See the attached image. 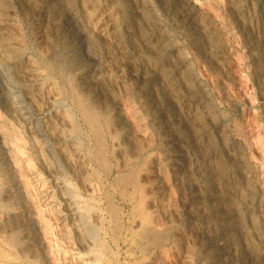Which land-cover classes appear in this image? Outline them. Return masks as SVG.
I'll return each mask as SVG.
<instances>
[{
	"label": "rangeland",
	"instance_id": "1",
	"mask_svg": "<svg viewBox=\"0 0 264 264\" xmlns=\"http://www.w3.org/2000/svg\"><path fill=\"white\" fill-rule=\"evenodd\" d=\"M16 1L0 0V95L4 98L9 95V103H16L21 110L12 114L15 120L11 121L0 107V145L6 147L5 140L21 149L22 165L29 167L26 170L32 174L31 181L35 185L28 190L33 193H27L32 197L36 191L33 197L36 203L29 200L26 190L18 185L23 208L10 213L17 216L22 212L23 216L27 214L28 219L34 220L39 241L37 238L35 243L37 253L32 244L27 245V242L26 248L21 249L10 236L0 233V264H205L204 253L208 249L199 245V236L206 227L199 222L206 210L197 212L191 203L198 197L205 200L210 193H229L230 213L236 218L242 217V208L251 202L255 225L262 231L259 226L264 221V0H182L195 15L196 31L202 30L201 34L193 32L184 18L179 17L180 7L172 8L170 0H141L154 8L153 16H146L143 22L132 18L133 31L131 27H124L125 0H75L77 9L82 11L81 20L86 21L83 25L92 36L86 49L91 55L84 51L77 62L68 57L70 73L60 71L48 58L51 40L47 39V30L43 31L42 24L48 19L47 0ZM40 8L46 12H42L43 16ZM237 8L239 15H236ZM151 31L166 37L167 54H153L157 55L154 61L159 73H165L168 64L175 61L186 64L197 81L195 87L204 93L212 112L208 119L204 118L198 108L194 111V108L184 107V90H166L167 97L161 102L175 107L177 116L186 126V140L193 143L192 151L188 144H184L186 148L183 146L191 165L186 163L181 171L164 151L166 131H159L161 122L169 117L157 116L159 105L148 113L137 82L129 77V71L133 73L135 65L141 61L137 57L128 59L127 64H134L128 69L126 61L122 60V54L137 46L139 38ZM112 35L123 41V48L118 46L117 53L111 45ZM169 48L173 50L170 55ZM93 59L100 67L92 77L103 74L94 86L107 88L98 106L97 102L94 105L92 99L91 102L87 99L96 88L93 86L89 93H82L75 83L77 70L88 67ZM73 61L75 63L70 64ZM113 107L115 112L111 111ZM113 117L118 118L117 124L113 123ZM90 119L95 120L94 124ZM7 147L6 151L10 146ZM198 165L207 166L208 174L199 175ZM14 170L12 174L17 171ZM191 183L201 187L193 191ZM40 209L50 214H42ZM211 226H207L211 231L205 230L206 237L216 233L217 227ZM241 228H244L245 245L258 255L260 250L254 244L255 238L247 232L248 225L241 222ZM46 229L51 230L45 233ZM21 233L23 239L28 236ZM45 234L50 235L46 238ZM47 239L53 245L50 246Z\"/></svg>",
	"mask_w": 264,
	"mask_h": 264
},
{
	"label": "bare ground",
	"instance_id": "2",
	"mask_svg": "<svg viewBox=\"0 0 264 264\" xmlns=\"http://www.w3.org/2000/svg\"><path fill=\"white\" fill-rule=\"evenodd\" d=\"M2 1V0H1ZM13 1V0H12ZM19 1V0H18ZM18 1H16V3H19ZM21 1V0H20ZM28 1V0H27ZM44 1V0H43ZM126 4H125V9H124V15H125V19H124V23L127 29H130V27L132 26V20L134 18H138L140 20H142V22L145 20V18H147L146 16H153V9L152 7L146 6L147 4H143L141 0H125ZM158 1V0H157ZM4 2V1H3ZM40 2V1H39ZM45 2V1H44ZM78 2V1H77ZM166 2V0H165ZM14 3V2H13ZM28 3V2H27ZM31 3V2H30ZM48 5L50 6L48 9V19L46 22L43 21V25H44V32L45 28L47 30V39L51 40V52H50V56L48 58H50L49 60L52 61V63L59 67L63 72H69V69L71 68L68 64V57H72V60H79L80 58H82V53L84 51H86V49L88 48L89 42L88 40H92L89 39V34L85 29L84 25H83V21H85L83 19V21L80 18V11L77 9V4H75V0H47ZM159 3V2H158ZM167 3H169L167 1ZM238 3V2H237ZM12 4V3H11ZM25 4V3H24ZM22 3V5H24ZM35 4V3H34ZM37 4V3H36ZM123 4V2L121 3ZM164 4V3H163ZM9 5V4H8ZM21 5V6H22ZM39 5V4H38ZM36 5V6H38ZM42 5V4H41ZM124 5V4H123ZM153 5V4H152ZM161 5V4H160ZM170 5L172 6V8L174 7H180V12H179V17L184 18V20L186 21L187 25L191 28V30L196 31L197 29V25H195L194 21V14L192 12V10L182 1V0H170ZM163 6V5H162ZM43 7V6H42ZM45 7V4H44ZM81 7V6H80ZM122 7V6H121ZM156 7V6H155ZM166 7V6H165ZM168 7V5H167ZM23 8V7H22ZM21 8V9H22ZM30 8V7H29ZM160 8V6H159ZM158 8V9H159ZM171 8V7H170ZM242 8V7H239ZM237 8L236 9V15L240 14V9ZM7 9V8H6ZM19 9V8H18ZM40 14H42V12L44 11L43 8H40L39 10ZM158 9L156 12H158ZM164 9V8H162ZM9 10V9H8ZM29 10V9H28ZM32 10V9H31ZM38 11V9H36ZM47 10V9H46ZM166 10V8H165ZM164 10V11H165ZM11 12V10H9ZM122 11V10H121ZM176 11V9H175ZM235 11V10H234ZM23 12V10H22ZM45 12V11H44ZM244 12V10H243ZM1 13V12H0ZM8 13V11H7ZM5 13V14H7ZM25 13V12H24ZM46 13V12H45ZM123 13V12H122ZM175 13V12H174ZM196 13V12H194ZM33 14V13H32ZM37 14V13H36ZM84 15V13H82ZM156 14V13H155ZM158 14V13H157ZM167 15V14H166ZM169 15V14H168ZM172 15H174L172 13ZM43 16V14H42ZM175 16V15H174ZM4 17V16H3ZM6 17V16H5ZM35 17V16H33ZM37 17V16H36ZM82 17V16H81ZM165 17V16H164ZM44 18V17H43ZM133 18V19H132ZM149 18V17H148ZM168 18V16H167ZM197 18V17H195ZM240 18V17H239ZM3 19V18H2ZM179 19V18H178ZM177 19V20H178ZM6 20V18L4 19ZM149 20V19H148ZM152 20V19H151ZM197 20V19H196ZM3 21V20H2ZM41 21V20H40ZM170 21V20H169ZM184 21V22H185ZM86 22V21H85ZM182 21H180L181 23ZM33 23V22H32ZM31 23V24H32ZM40 23V22H39ZM136 23V22H135ZM141 23V22H140ZM1 24V21H0ZM34 24V23H33ZM38 24V23H37ZM173 24V23H172ZM199 24V23H198ZM6 24H4L3 26H5ZM107 25V24H106ZM183 25V24H182ZM200 25V24H199ZM2 26V24H1ZM161 26V25H160ZM166 26V25H165ZM185 26V25H184ZM133 27V26H132ZM131 27V28H132ZM158 27V26H157ZM167 27V26H166ZM201 27V26H200ZM36 28V26H35ZM34 28V29H35ZM89 28V27H88ZM142 28V27H141ZM12 29V28H11ZM165 29V28H164ZM180 29V28H179ZM200 29V28H199ZM198 29V30H199ZM15 30V29H14ZM37 30V28H36ZM153 30V29H152ZM161 30V29H160ZM159 30V31H160ZM201 30V29H200ZM39 31V30H38ZM126 31V30H124ZM130 31V30H129ZM133 31V28H132ZM135 31V29H134ZM142 31V30H141ZM144 31V30H143ZM162 31V30H161ZM190 31V30H189ZM2 32V31H0ZM36 32V31H35ZM168 32V31H167ZM166 32V34H167ZM187 32V31H186ZM186 32L184 34H186ZM192 32V31H191ZM199 32L201 34V31H196ZM204 32V31H203ZM207 32V31H206ZM37 33V32H36ZM119 33V32H118ZM123 33V32H122ZM136 32H134L135 34ZM164 33V32H163ZM169 33V32H168ZM3 34V33H1ZM5 34V33H4ZM43 34V33H42ZM115 34V32H114ZM133 34V35H134ZM165 34V33H164ZM170 34V33H169ZM193 34V33H190ZM197 34V33H195ZM194 34V35H195ZM17 35V34H16ZM37 35V34H36ZM46 36V34H44ZM120 35V34H119ZM131 35V34H130ZM139 35V34H138ZM193 35V36H194ZM205 35V34H204ZM207 35V34H206ZM4 36V35H3ZM110 36V35H109ZM136 36V35H135ZM134 36V37H135ZM169 36V35H168ZM192 36V37H193ZM11 37V36H10ZM37 37V36H36ZM35 37V38H36ZM40 37V36H38ZM92 37V36H91ZM90 37V38H91ZM113 39L111 38V45L113 46V50L114 53L116 52V50L118 49V46H121L123 41L121 38L116 36H113ZM131 37V36H129ZM184 37V35H183ZM191 37V36H190ZM9 38V37H8ZM55 38V39H54ZM126 38V35H125ZM139 38V37H138ZM169 38V37H168ZM206 38V37H205ZM2 39V37H1ZM44 39V38H43ZM140 40L138 41L139 44L137 46H134L132 48H129L125 53H123L122 51V55H123V62H125L126 66L128 69H131L130 67L133 65L131 64H127V62L129 61L128 59L135 58L137 57L141 62H139V65H135L134 68H136L135 70H133V73H131L129 70V77L131 78V80L137 82V87H138V91L143 95V107L145 110L149 111L148 113H150V110L152 108L157 107V105H159L158 109H156L157 111V116L161 117L164 115H167L169 118L166 119L165 121L161 122L160 124V130L161 132H165V140H166V151L167 154H169L168 156L171 157V159L174 161V165L175 168L178 169V171H181V169H183V167L185 166L186 163L190 164L187 160V156L185 154V151L183 150L184 144H188L187 146L191 149L193 147V143H188V140H186V136H185V124L180 120V118L177 116V110L175 109V107L173 105H168L167 103H163L161 101H164V99L167 97L166 96V90L170 89L174 90L177 88H181V90H184V95L183 97V104L185 105L184 107L187 108H198L199 110H201L200 112L203 114L204 118L208 116L210 117V115L212 114L211 110H210V104L208 106L207 104V98L205 97L204 93L201 92V90H197V88L195 87V79L194 76L191 74L190 70L187 69V67L182 64V63H177L176 61L171 65L168 64L167 66V70L162 71L165 72L163 74L159 73V68L156 67L155 65V61L154 58L157 57V55H153V54H159L161 52L167 54V49L165 48V40L166 37L162 34H160L158 31H151L150 33H144L140 38ZM171 39V38H170ZM187 39V38H186ZM192 39V38H191ZM194 39V38H193ZM192 39V40H193ZM203 39V37H202ZM3 40V39H2ZM126 40V39H125ZM136 40V39H135ZM168 40V39H167ZM188 40V39H187ZM191 40V41H192ZM196 40V39H195ZM207 40V39H206ZM98 41V40H97ZM134 41V40H132ZM11 42V41H10ZM135 42V41H134ZM6 43V42H5ZM60 43V45H59ZM97 43V42H96ZM136 43V42H135ZM200 43V42H199ZM202 43V42H201ZM204 43V42H203ZM4 44V42H3ZM47 44V43H46ZM195 45L198 46V41L194 42ZM205 44V43H204ZM167 45V44H166ZM206 45V44H205ZM209 45V44H208ZM12 45H10L9 47L11 48ZM132 46V45H131ZM172 46V44H171ZM190 46V44H189ZM196 46V47H197ZM207 46V45H206ZM204 46V47H206ZM6 47V46H5ZM170 47V46H169ZM208 47V46H207ZM8 48V47H7ZM50 48V47H49ZM121 48H123L121 46ZM126 48V47H125ZM171 48V47H170ZM169 48V49H170ZM174 48V47H173ZM192 48V47H191ZM3 49V48H2ZM5 49V48H4ZM107 49V47H106ZM109 49V48H108ZM127 49V48H126ZM178 49V48H177ZM207 49V48H206ZM211 49V48H210ZM13 50V49H12ZM90 50V49H89ZM125 50V49H124ZM218 50V49H217ZM216 50V52H217ZM88 51V50H87ZM86 51V54H87ZM110 51V50H109ZM112 51V48H111ZM120 51V50H119ZM179 52V49L177 50ZM196 51V50H195ZM214 51V50H213ZM8 52V51H7ZM13 52V51H12ZM21 52V51H20ZM19 52V53H20ZM89 52V51H88ZM105 52V51H104ZM118 52V51H117ZM116 52V53H117ZM203 52V51H202ZM3 53V52H2ZM6 53V52H5ZM3 53L4 55H7ZM14 53V52H13ZM18 53V54H19ZM23 53V52H22ZM90 53V52H89ZM106 53V52H105ZM171 53H173V50L170 49V52H168V55H170ZM215 53V51H214ZM107 54V53H106ZM112 54V53H111ZM201 54V52L199 53ZM2 55V54H1ZM12 55V54H11ZM85 55V54H84ZM83 55V56H84ZM91 55V53L89 54ZM88 55V56H89ZM102 55V54H101ZM121 55V56H122ZM177 55V54H176ZM216 55V54H215ZM20 56H24V55H20ZM36 56V55H35ZM93 56V55H92ZM90 56V58L92 57ZM109 56V55H108ZM112 56V55H111ZM115 56V55H114ZM118 56V55H116ZM120 56V57H121ZM9 57V56H8ZM87 57V56H86ZM99 57V56H98ZM165 57V56H164ZM202 57V56H201ZM21 58V57H20ZM102 58V56H101ZM170 57H168L169 60ZM173 58V57H172ZM18 59V58H17ZM29 59V58H28ZM71 60V58H69ZM84 59V58H83ZM82 59V60H83ZM95 59V58H94ZM92 60L89 65H87L88 67L82 68V69H78V75H77V79L75 81V83L77 84V87L82 93L83 92H88V90L90 88H92L94 86V84L98 81H101L102 79V75L98 76L97 78L92 77L93 74H95L97 67H98V63L96 60ZM175 59V58H174ZM10 60V59H9ZM81 60V61H82ZM86 60V59H85ZM138 60V61H139ZM176 60V59H175ZM3 61V60H2ZM99 61V60H98ZM137 61V64H138ZM157 61V60H156ZM49 62V61H48ZM85 62V61H84ZM87 62V60H86ZM75 62H71L70 64H74ZM172 63V62H171ZM81 64V63H80ZM85 64V63H83ZM82 64V65H83ZM158 64V63H157ZM124 65V64H123ZM78 66L80 67V65L78 64ZM188 66V65H187ZM6 67V66H5ZM14 67V66H13ZM70 67V68H69ZM77 67V66H76ZM100 67V66H99ZM98 67V68H99ZM2 68V67H0ZM4 68V66H3ZM75 68V67H74ZM78 68V67H77ZM126 68V70H127ZM161 68V67H160ZM24 69V68H23ZM40 69V68H39ZM165 69V68H164ZM163 69V70H164ZM4 70V69H3ZM8 70V69H7ZM48 71V70H47ZM100 71V70H99ZM4 72V71H3ZM6 72V71H5ZM161 72V73H162ZM47 73V72H46ZM70 73V72H69ZM76 73V71H75ZM193 73V72H192ZM40 74V73H39ZM100 74V73H99ZM50 76V75H49ZM52 76V75H51ZM72 76V74L70 75ZM10 77V76H8ZM73 77V76H72ZM12 78V77H11ZM49 78V77H48ZM47 78V79H48ZM1 82V81H0ZM10 82V81H9ZM12 82V81H11ZM50 82V81H49ZM53 82V81H51ZM55 82V81H54ZM197 82V81H196ZM100 84V83H99ZM103 84V83H102ZM134 84V83H133ZM98 85V84H96ZM1 86V85H0ZM94 88H96V86H94ZM64 89V88H63ZM77 89V90H78ZM202 89V88H201ZM180 90V89H179ZM107 88L105 86H99L96 89L90 91V93L88 94L87 99H91L94 102V105L98 106V102L101 100V97L106 93ZM177 91V90H176ZM3 92V91H2ZM76 92V91H75ZM80 92V93H81ZM169 92V91H168ZM81 93V94H82ZM178 93V92H177ZM170 94V93H169ZM75 95V94H74ZM182 95V93H181ZM7 96V95H6ZM83 96V95H82ZM83 96V97H85ZM10 96L8 95V98ZM80 97V96H79ZM85 97V98H86ZM177 97V96H176ZM7 97L4 98L3 95H0V107L2 109L5 110V114L6 116L9 115V119L11 121L15 120V117L12 114H17L21 109L20 107L16 106V103H9V99ZM104 98V96L102 97ZM178 98V97H177ZM78 99V98H77ZM88 99V100H89ZM79 100V99H78ZM77 100V101H78ZM167 100V99H166ZM71 101V100H70ZM170 101V100H169ZM86 102V101H85ZM181 102V101H179ZM79 104V103H78ZM82 104V102H81ZM106 105V104H105ZM80 106V105H79ZM78 106V107H79ZM36 107V106H35ZM107 107V106H106ZM183 107V106H182ZM183 107V108H184ZM71 108V107H70ZM87 108V107H86ZM182 108V109H183ZM186 108V109H187ZM212 108V107H211ZM83 111V110H82ZM111 111L115 112V108H111ZM155 111V110H154ZM198 111V110H197ZM196 111V112H197ZM69 112V111H67ZM153 112V110H152ZM189 112V111H188ZM214 112V110H213ZM71 113V111H70ZM91 113V112H90ZM113 113V112H111ZM215 113V112H214ZM213 113V114H214ZM153 114V113H151ZM155 114V113H154ZM200 114V113H199ZM30 115V114H29ZM82 115V113H81ZM85 115V114H84ZM82 115V116H84ZM116 114H113V116H115ZM118 115V114H117ZM116 115V116H117ZM179 115V114H178ZM215 116V115H214ZM90 118V115L88 116ZM95 117V116H93ZM157 117V118H158ZM187 117V116H186ZM202 117V116H201ZM200 117V118H201ZM88 118V119H89ZM182 118V117H181ZM210 119V118H209ZM212 119V118H211ZM160 120V119H159ZM203 120V119H202ZM76 121V120H75ZM88 121V120H87ZM93 119H90V123L94 124ZM113 123L115 121H118L117 117H113L112 118ZM205 121V120H204ZM74 122V121H73ZM157 122V121H155ZM187 122V121H186ZM190 122V121H189ZM194 122V121H193ZM111 123V122H110ZM111 123V124H113ZM116 123V122H115ZM116 123V124H117ZM121 123V122H120ZM208 123V121H207ZM88 124V123H87ZM214 124V123H213ZM208 125H211L208 123ZM118 126V125H117ZM119 127V126H118ZM121 128V126L119 127ZM221 128V127H220ZM2 129V125L0 126V130ZM216 129V128H215ZM194 131V130H193ZM202 131V130H201ZM219 131V130H218ZM11 132V131H10ZM198 133V131H197ZM202 133V132H201ZM222 133V132H220ZM8 134V133H7ZM6 134V135H7ZM55 134V133H54ZM72 134V133H71ZM162 134V133H159ZM199 134V133H198ZM224 134V132H223ZM12 135V134H11ZM53 135V134H52ZM195 135V133H194ZM197 135V134H196ZM219 135V134H218ZM10 136V135H9ZM58 136V135H57ZM163 136V135H162ZM223 136V135H222ZM221 136V137H222ZM7 137V136H6ZM13 137V136H12ZM200 137V136H199ZM220 137V138H221ZM10 139H12L11 137H9ZM61 138V137H60ZM125 138V137H123ZM161 138V137H159ZM67 139V138H66ZM196 139V138H195ZM194 139V140H195ZM225 139V138H224ZM3 142L5 143L6 147H2L0 145V233L4 234V235H8V237L10 236V240L15 244V245H20L21 249H25L26 247L24 246L27 242L28 244H32L34 246V250L38 247V245L36 246L35 243L37 242V238L39 237V234H37V228H35V223L34 220L28 219L26 217V215H22L21 213L17 214V216H15V214L12 216L11 215V210H19L21 208H23V199L22 198V192L20 194L18 188H16V186L21 185L22 188H24V190H26V195L28 193H33V191L29 192V188H32L31 185L35 183H32V179H31V173H29L27 168H24V164L22 165V161L21 156L19 155L20 153L22 154L21 149L16 148V146L12 147L11 145L13 144L12 142L9 144L7 141L3 140ZM125 142V141H124ZM35 143V142H34ZM21 144V143H20ZM227 144V143H226ZM14 145V144H13ZM229 145V144H228ZM7 146H10V148L6 151L5 148H8ZM184 146V147H183ZM192 146V147H191ZM21 147V145H20ZM165 147V146H164ZM227 147V146H226ZM26 148V147H25ZM28 148V147H27ZM121 148V147H119ZM186 148V147H185ZM165 149V148H164ZM231 149V148H230ZM234 149V148H233ZM58 150V149H57ZM69 150V149H68ZM121 150V149H120ZM39 151V149H38ZM67 151V149H66ZM192 151V149H191ZM198 151V150H197ZM24 152V150H23ZM7 153V155H5ZM37 153V152H36ZM35 153V154H36ZM166 154V155H167ZM189 154V153H188ZM25 155V154H24ZM22 155V156H24ZM195 155V154H194ZM192 156V155H191ZM190 156V157H191ZM230 156V155H229ZM189 157V156H188ZM21 158V159H20ZM192 158V157H191ZM67 159V158H66ZM9 161H11L9 163ZM44 161V159H43ZM191 161V160H189ZM204 161V160H203ZM200 162V161H199ZM45 163V162H44ZM27 164V163H26ZM25 164V165H26ZM57 164V163H56ZM196 164V163H195ZM201 164V162H200ZM208 167H209V162L207 163ZM206 164V165H207ZM12 165V167L14 169H12L10 166ZM173 165V167H174ZM63 166V165H62ZM10 167V168H9ZM73 167V166H72ZM189 167V166H188ZM187 167V168H188ZM195 167V166H194ZM211 167V166H210ZM193 168V167H192ZM197 171L198 174L201 176H205L206 174H208L205 170V168H207V166H202V165H198L197 167ZM212 168V167H211ZM210 169V168H209ZM11 170L16 171L15 174H12L14 172H12ZM53 170V169H52ZM184 170V169H183ZM49 171V170H47ZM59 171V170H58ZM57 171V172H58ZM196 171V172H197ZM215 171V170H214ZM51 172V171H50ZM181 173V172H180ZM179 173V174H180ZM71 174V173H70ZM212 174V173H211ZM196 175V174H195ZM35 176V175H34ZM212 177V176H211ZM209 177V178H211ZM38 178V177H37ZM197 178V176H196ZM202 178V177H200ZM208 179V178H207ZM32 180V181H31ZM75 180V179H74ZM200 180V179H199ZM58 181V180H57ZM206 181V180H205ZM41 182V181H40ZM246 182V181H245ZM195 183V182H193ZM201 183V182H200ZM38 184V183H37ZM192 184V183H191ZM71 185V184H70ZM193 185V184H192ZM200 184H194L193 185V189H197V186ZM19 187V186H18ZM36 187V186H35ZM45 187V186H44ZM70 187V186H69ZM75 187V186H74ZM201 187V186H198ZM245 187V186H244ZM73 188V187H72ZM42 189V188H41ZM200 189V188H198ZM72 190V189H71ZM249 190V189H248ZM28 191V193H27ZM73 191V190H72ZM191 191V190H190ZM194 191V190H193ZM208 191V190H206ZM9 192V193H8ZM35 192L33 196L31 197V195L28 194L29 200H31L33 202L35 197ZM198 192V191H197ZM212 192V191H211ZM224 192V191H223ZM226 192V191H225ZM250 192V191H249ZM39 193V192H38ZM71 193V192H70ZM75 193V192H74ZM207 193V192H206ZM37 194V193H36ZM41 194V192L39 193ZM38 194V195H39ZM73 194V193H72ZM211 194V193H210ZM206 197V199H202V198H196L192 200L193 206L196 208L195 210L197 212H200L201 210H206V213H204L205 215L200 219L201 226H205L207 229V226H216L217 230L214 227V231L216 230V233L214 234L213 237H210V235L208 237H206V232L204 230L200 231V244L202 248H207L208 251H206L204 253V257H205V264H264V221L262 223H260V228L262 229V231L260 232L259 229H257L258 226L255 225V219L253 218V213H252V205L250 204L251 202H247V204H245V208L243 209V215L241 218H236L234 213H230L232 212L230 206H229V200L228 199V195L227 193H221L218 195H210ZM214 194V192H213ZM216 194V193H215ZM245 194V193H244ZM204 195V194H203ZM243 195V194H242ZM67 196V195H66ZM76 196V195H74ZM78 196V194H77ZM205 196V195H204ZM64 198V197H63ZM205 198V197H204ZM230 198V197H229ZM25 199V198H24ZM33 199V200H32ZM40 199V198H39ZM66 199V198H64ZM78 199V198H77ZM228 199V200H227ZM246 199V198H245ZM29 200H27L26 197V203L29 202ZM35 201V200H34ZM37 201V199H36ZM35 201V203H36ZM242 201V199H241ZM244 201V200H243ZM39 202V201H38ZM83 202V201H82ZM245 202V201H244ZM30 203V202H29ZM242 203V202H241ZM28 204V203H27ZM49 204V203H48ZM190 204V205H191ZM231 204V203H230ZM37 205V204H36ZM36 205L32 206L36 207ZM39 205V204H38ZM44 205V204H43ZM81 205V204H80ZM26 206V205H25ZM24 206V207H25ZM41 206V205H40ZM241 206V205H240ZM243 206V204H242ZM232 207V206H231ZM29 208V207H28ZM42 208V207H41ZM236 208V207H235ZM33 209V210H34ZM43 209V208H42ZM84 209V208H83ZM194 209V208H193ZM239 209V208H238ZM241 209V210H242ZM257 209V208H256ZM25 210V209H24ZM28 210V209H27ZM30 210V209H29ZM39 210V209H38ZM41 210V209H40ZM48 210V209H47ZM204 210V211H205ZM240 210V209H239ZM20 211V210H19ZM32 212V209L30 210ZM42 211V210H41ZM89 211V210H88ZM234 211V210H233ZM29 212V211H28ZM45 215L50 214L47 213L45 211H42ZM71 212V211H70ZM241 212V211H239ZM37 213V212H36ZM39 213V212H38ZM41 213V212H40ZM52 213V212H51ZM54 213V212H53ZM194 213V212H193ZM236 213V211H235ZM31 214V213H30ZM64 214V213H63ZM77 214V213H76ZM89 214V213H88ZM197 214V213H196ZM234 214V215H233ZM237 214V213H236ZM257 214V213H256ZM44 215V221H46L47 217ZM203 215V214H202ZM260 215V214H259ZM28 216V215H27ZM50 216V215H49ZM60 216V215H59ZM85 216V215H84ZM89 216V215H88ZM195 216V215H193ZM198 217V215H196ZM258 216V215H257ZM256 216V217H257ZM32 217V216H31ZM34 217V216H33ZM201 217V216H200ZM255 217V218H256ZM30 218V217H29ZM36 218V217H35ZM41 218V217H40ZM78 218V217H77ZM258 218V217H257ZM261 218V217H260ZM49 219V218H48ZM191 219V218H190ZM196 219V217H195ZM199 219V217L197 218ZM264 219V217H263ZM38 220V219H37ZM243 224V222L245 224L248 225V234H251L253 236V238H255L254 244L259 248L260 252H258V255H255L253 251L250 250V248L245 245L244 239L242 237V231L243 229L241 228V222ZM42 221V219L40 220ZM82 221V220H81ZM257 221V220H256ZM49 223V222H48ZM197 223V222H196ZM71 225V224H70ZM213 226H211L213 228ZM244 226V225H243ZM49 227V225L47 226V228ZM57 228V227H56ZM209 229V228H208ZM207 229V230H208ZM246 229V228H245ZM47 230V229H46ZM51 229H49L50 231ZM47 230L48 233L49 232ZM58 231V230H57ZM56 231V233H58ZM209 231H211L209 229ZM21 232L25 233V235L27 234L28 236H26V238H22L20 234H22ZM260 232V233H259ZM39 233V232H38ZM60 233V231H59ZM208 233V232H207ZM52 234V232H51ZM55 234V233H54ZM196 234V233H195ZM213 234V233H210ZM43 235V234H42ZM46 235V234H45ZM50 234L46 235V238H48L47 236H49ZM74 235V234H73ZM249 237V235H247ZM42 237V236H41ZM65 237V235H64ZM91 237V236H90ZM50 238V237H49ZM247 238V237H246ZM24 241H23V240ZM67 239V238H66ZM87 240V239H86ZM250 240V239H249ZM39 241V238H38ZM48 241V244L50 243L53 245V242H49V239L46 240V242ZM51 241V240H50ZM61 241V240H60ZM92 241V240H91ZM45 242V243H46ZM63 243V242H62ZM92 243V242H91ZM97 243V242H96ZM247 243V242H246ZM12 244V243H11ZM61 244V243H60ZM56 245V244H54ZM83 245V244H82ZM13 245H11L12 247ZM25 247V248H24ZM16 248V247H15ZM28 248V246H27ZM31 248V247H30ZM81 248V247H80ZM255 248V247H254ZM253 248V249H254ZM258 248L256 250H258ZM48 249V248H46ZM31 250V249H30ZM57 250V249H56ZM100 250V249H99ZM102 250V249H101ZM255 250V251H256ZM23 251V250H22ZM28 251V249H27ZM26 251V252H27ZM36 251V250H35ZM51 251V250H49ZM24 252V251H23ZM22 252V253H23ZM24 252V253H26ZM37 252V251H36ZM42 253V251H39ZM85 252V251H84ZM89 252V251H88ZM201 252V251H200ZM38 253V252H37ZM50 253V252H49ZM46 254V253H45ZM16 255V254H15ZM26 255V254H25ZM60 255V254H59ZM58 255V256H59ZM35 256V255H34ZM33 257V256H32ZM62 257V256H61ZM68 257V255H67ZM56 257H54L55 259ZM38 259V258H37ZM63 259V258H62ZM52 259H50L51 261ZM45 263V262H44ZM61 263V262H60ZM65 263V261H64ZM4 264V263H3ZM27 264V263H26ZM53 264V263H52ZM70 264V263H69ZM73 264V263H71ZM204 264V262L202 263Z\"/></svg>",
	"mask_w": 264,
	"mask_h": 264
}]
</instances>
